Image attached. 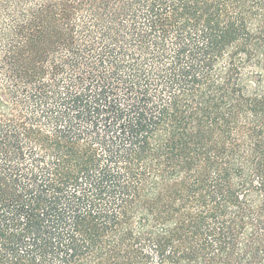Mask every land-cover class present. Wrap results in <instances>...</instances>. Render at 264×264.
Listing matches in <instances>:
<instances>
[{"label":"trees","instance_id":"obj_1","mask_svg":"<svg viewBox=\"0 0 264 264\" xmlns=\"http://www.w3.org/2000/svg\"><path fill=\"white\" fill-rule=\"evenodd\" d=\"M0 264H264V0H0Z\"/></svg>","mask_w":264,"mask_h":264}]
</instances>
